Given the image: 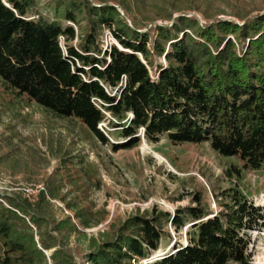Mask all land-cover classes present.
<instances>
[{
	"label": "trees",
	"instance_id": "1",
	"mask_svg": "<svg viewBox=\"0 0 264 264\" xmlns=\"http://www.w3.org/2000/svg\"><path fill=\"white\" fill-rule=\"evenodd\" d=\"M148 1L0 0V78L57 116L78 119L114 151L135 147L141 136L208 142L245 170L263 169L264 13L235 12L242 24L201 23L186 12L209 1L187 0L175 7L179 16L173 5L161 16L167 22L149 27L133 9L141 14ZM224 2L234 8L237 0ZM105 30L118 44L105 47ZM115 131L128 140L113 142ZM233 171L240 174L235 166L226 174ZM60 190L50 183V197L66 201ZM219 197L218 212L197 195L195 205L173 213L154 207L131 215L101 239L90 237L87 249L71 247L74 235L86 234L71 217L58 219L45 194L35 205L0 200V264H252V232L264 229V207L237 187ZM67 206L83 228L100 223Z\"/></svg>",
	"mask_w": 264,
	"mask_h": 264
},
{
	"label": "rangeland",
	"instance_id": "2",
	"mask_svg": "<svg viewBox=\"0 0 264 264\" xmlns=\"http://www.w3.org/2000/svg\"><path fill=\"white\" fill-rule=\"evenodd\" d=\"M191 1L200 3L188 0ZM206 1L209 2H202V8L186 14L197 17L201 23L221 18L242 24L244 20L235 12L245 14L258 7L250 16L264 13V0H237L234 8L224 0ZM184 2L187 0H151L141 14L136 7L133 9L142 24L151 27L167 22L161 16L172 12L173 5L174 17L179 16L181 12H175V7ZM103 39L105 47L118 44L109 30H105ZM106 124L100 127L107 130ZM111 140L123 143L128 139L115 131ZM231 166L240 169V174L233 171V176H228L226 170ZM52 181L61 185L66 201L50 197ZM230 187L239 188L249 200L264 207V168L245 170L240 160L221 156L208 142L173 144L165 137L153 143L141 136L135 147L114 151L110 145L99 142L78 119L57 116L26 95L18 94L17 89L0 78V200L10 206L8 198L18 197L35 205L45 194L58 219L71 217L86 234L71 238L74 249H87L90 237L101 239L112 224H120L131 215L154 207L173 213L195 205L197 195L205 207L218 212L223 207L220 192ZM68 202L85 208L94 217L92 221L100 223L83 228ZM252 239V264H264V229L253 231ZM182 240L186 242L185 230ZM173 244H163L154 257L168 253Z\"/></svg>",
	"mask_w": 264,
	"mask_h": 264
},
{
	"label": "built area",
	"instance_id": "3",
	"mask_svg": "<svg viewBox=\"0 0 264 264\" xmlns=\"http://www.w3.org/2000/svg\"><path fill=\"white\" fill-rule=\"evenodd\" d=\"M111 34V33H110Z\"/></svg>",
	"mask_w": 264,
	"mask_h": 264
}]
</instances>
